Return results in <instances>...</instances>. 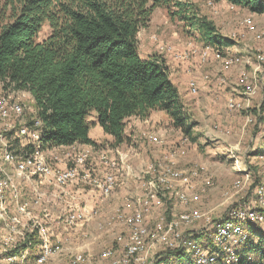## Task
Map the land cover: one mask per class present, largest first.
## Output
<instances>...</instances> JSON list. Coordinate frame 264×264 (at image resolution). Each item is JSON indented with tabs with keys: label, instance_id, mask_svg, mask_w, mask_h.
<instances>
[{
	"label": "built area",
	"instance_id": "2783aa9c",
	"mask_svg": "<svg viewBox=\"0 0 264 264\" xmlns=\"http://www.w3.org/2000/svg\"><path fill=\"white\" fill-rule=\"evenodd\" d=\"M229 6L237 7L232 3ZM241 25L245 34L264 43V29L258 27L253 16H245ZM236 52L230 56L223 47L206 44L200 58L204 61L211 56L225 70L245 60L249 67L241 69L235 82L240 96L230 97L227 106L236 111L247 109L252 97L261 92L258 107L262 111L264 46L257 47L253 56L245 54V59L241 50ZM199 89L193 79L191 92L198 93ZM43 130L44 122L37 115L30 92L0 89V159L13 165V169L0 165V213L8 214L10 207H17V215L11 217L7 227L21 236L15 247L21 249L7 256L8 264H46L64 252L52 225V206L46 203L50 201L48 192L39 185L53 187V196L62 198L60 193L65 196L69 187L83 183L104 201L120 186L118 170L126 168L121 157L118 160L104 147L82 148L74 144L62 150L42 149ZM149 139L154 145L163 143L158 133H151ZM29 146L33 151L26 154ZM185 153L182 142L164 160L149 163L138 174L139 193L125 196L111 215L101 218L100 236L110 231L116 235L114 245L97 255V264H237L252 229L264 231L261 188L251 202L233 206L220 218L212 219L201 204L204 192L213 186V179L197 165L177 167V157ZM23 181L35 185L32 197L24 201ZM235 184L242 183L238 180ZM67 203V208L56 217L65 229L88 223L102 214L95 207ZM36 209L41 213L34 214ZM20 225L26 226V233L18 231ZM92 258L91 254L79 251L69 256L66 264H92Z\"/></svg>",
	"mask_w": 264,
	"mask_h": 264
},
{
	"label": "trees",
	"instance_id": "16d2710c",
	"mask_svg": "<svg viewBox=\"0 0 264 264\" xmlns=\"http://www.w3.org/2000/svg\"><path fill=\"white\" fill-rule=\"evenodd\" d=\"M226 1L264 13V0ZM161 5L175 6L174 14L198 30L205 44H234L212 22L190 15L184 0L0 2V89L33 96L44 122L42 149L77 143L99 148L90 137L94 113L113 137L112 147L129 141L130 117L145 119L153 110L165 111L175 127L191 133L193 124L167 59L160 53L140 54L138 33ZM32 151L29 146L26 154ZM252 230L237 264H264V231ZM253 253H259V261H250Z\"/></svg>",
	"mask_w": 264,
	"mask_h": 264
},
{
	"label": "rangeland",
	"instance_id": "374dc122",
	"mask_svg": "<svg viewBox=\"0 0 264 264\" xmlns=\"http://www.w3.org/2000/svg\"><path fill=\"white\" fill-rule=\"evenodd\" d=\"M184 1L191 6L190 15L195 12L198 18L212 22L221 36L233 41L232 46L224 48L230 56L241 50L245 59V54L253 56L257 47L264 46L263 42L245 34L241 25L245 16H253L258 27L264 29V13H254L242 6L232 9L226 0ZM210 1L215 3L210 4ZM0 2L3 4L4 0ZM175 11V6L161 5L155 8L149 25L138 33L139 48L146 56L160 53L165 57L172 53L180 64L183 62L186 65L184 77L174 69L170 71L178 85L185 113L193 128L188 134L175 127L168 114L161 110L152 112L156 127L140 125V120L139 123L128 124L126 130L132 138L129 136L130 140L119 146V149L108 148L109 153L118 160L122 158V165L126 166L125 169L118 170L122 181L120 180V186L115 192L122 188L128 178L138 183L139 187L138 174L149 163L164 160V156L172 154L183 142L186 153L177 157L176 165L181 169L197 165L212 177L213 186L204 192L201 206L212 219H218L229 208L254 200L259 188L264 191V110L260 111L258 107L262 95L258 92L252 97L251 106L247 109L230 110L227 106L229 98L240 96L235 89V82L241 69L247 65L246 61L241 59L231 70H225L211 56L202 61L200 54L206 46L205 42L198 30L181 16L175 15ZM193 79L200 86L198 93L190 90ZM248 115L251 116L250 121L247 120ZM151 133L160 134L163 143L152 144L149 139ZM0 160L1 167L13 169V165ZM238 180L241 181V186H236L235 182ZM116 199L118 201V197ZM13 209L10 207L8 214L0 213V264H8L6 258L17 251L16 242L21 238L19 233H14L7 227L11 217L17 215ZM101 216L87 223L89 225L85 223V227L80 229L81 233H86L82 236V243L88 240L87 244L91 247L80 248L81 243L61 242L64 252L46 264H66L69 256L79 251L91 254L92 264H97V255L114 245L116 235L110 231L100 236L98 222L106 214L102 213ZM25 223L28 225L30 221H24ZM79 226L72 227L71 232L74 233ZM18 229L22 233L27 232L26 226L20 225ZM57 229L61 232L68 230L64 227ZM253 242H256V236ZM258 255L259 253L250 254V261H259Z\"/></svg>",
	"mask_w": 264,
	"mask_h": 264
},
{
	"label": "crops",
	"instance_id": "0c3cea01",
	"mask_svg": "<svg viewBox=\"0 0 264 264\" xmlns=\"http://www.w3.org/2000/svg\"><path fill=\"white\" fill-rule=\"evenodd\" d=\"M140 53H141V51H140ZM142 55L144 57H146V55H144V54H142ZM165 57L167 59V63L170 67V70L174 69L178 72V74L180 76L184 77L185 73L183 71L185 70L186 65L183 62H181V64H180L178 59H176L177 57H174V55L172 53L166 54ZM182 82H184L183 79H182ZM162 112H165V111H162ZM153 118H155L154 113H152L151 116H149L148 118H145V119H139V118H137V116H132L127 120V125L132 123V122L133 123L134 122L139 123V120H140V121H142L139 123L140 125H144V126L151 125L154 127L156 124V121L154 122ZM90 120L94 122V125L90 131V137L92 139H94L96 141V143H98V145H100V148L104 147V148H109V149H119V146L112 147L110 145V142H112L113 137L110 134H107L103 130V128L98 124L96 113H94L92 115ZM126 129H127V126H126ZM158 130H160V129H158ZM126 133L128 136H130V139H131L132 138L131 134L128 133L127 130H126ZM77 144H78V146H80L82 148L89 147V145H87V144H80V143H77ZM122 145H120V146H122ZM65 147L66 146L60 147V150H62L63 148L64 149L67 148V147L66 148ZM126 177L128 178L129 176H126ZM126 180H125L126 183L122 186V188L117 193L115 192V194H113V196L110 199L108 198V199H105L104 201H102L100 199V196L95 191H93L92 189H90L89 187L84 185L83 183H77V184L69 187L68 193H66L65 196H63V193H60L62 195L61 196L62 198H59L57 196H53V194H52L53 187H51L49 185H39V188L41 190L48 192L47 194L49 196L50 201H46V203H48L49 206H52V210L54 212L53 217H52V225L54 227L55 234L57 233L56 236L58 237V239H60L64 244L66 242H68L70 244L81 243L79 245L80 248H84L86 246L91 247L89 244H87L88 240H85L82 243V240L84 238L82 236L86 233L85 232L81 233V230H80L81 228L85 227V225H89V224H87V223L85 225L83 223L79 224L80 226L76 229L78 231L75 230L74 233L71 232V230H70L71 228L68 229L67 231L65 230V231L61 232L57 228L60 229L63 226H60L56 217H58L59 213H61L65 208H67V206H68L67 202L68 201L70 203H73L76 206H85L86 205L87 207H95V208H98L103 214L105 213L106 216L111 215L115 211L117 206L120 203H122L121 200H123L124 196L135 195V194L139 193L138 183L130 180V178H128ZM34 186L35 185L32 182L23 181L22 201L32 197L33 192H34ZM117 197H118V201L116 199ZM13 208H14L13 210L15 212H17V207L14 206ZM38 213H41L40 209H38V210L36 209L34 211V214H38ZM24 220H25V218H24ZM74 246H76V245H74Z\"/></svg>",
	"mask_w": 264,
	"mask_h": 264
}]
</instances>
